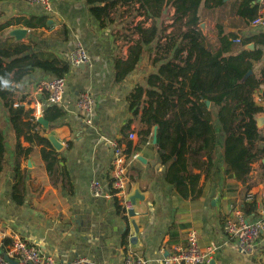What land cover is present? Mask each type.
Masks as SVG:
<instances>
[{
    "label": "crops",
    "instance_id": "obj_1",
    "mask_svg": "<svg viewBox=\"0 0 264 264\" xmlns=\"http://www.w3.org/2000/svg\"><path fill=\"white\" fill-rule=\"evenodd\" d=\"M51 3L52 11L48 13L43 6L28 0L0 1V37L8 39V45L29 46L26 54L33 56V61H55L59 68L68 66L64 73L66 89L59 104L65 116L54 126L48 122L45 128L39 123L40 127L34 131L25 128L18 137L10 125L9 110L0 98V125L6 148L5 165L0 173V249L5 250L15 238H20L62 262L82 257L95 264H124L126 251L131 248L147 264H167L170 257L187 246L188 232L195 231L203 250L214 248L208 262L264 264V236L259 239L254 254L246 256L223 232L227 216L238 208L250 222L264 213L261 162L252 166L251 190L247 191L241 182L227 177L224 165L217 163L211 178L201 179V196L186 200L166 182V167L158 160L154 141L141 142L138 122L134 121L125 129L133 118L127 102L129 92L137 84L146 86L145 77L156 73L161 64L144 61L154 43L144 49L133 71L120 80L117 78L121 71L117 62L128 60L129 49L138 39L132 30L144 17L134 18V8L126 11L127 7H121L112 14L113 22L102 24L93 17L86 0H51ZM241 3V0L202 1L201 30L214 50L220 47V32L239 38L262 32L251 28V21L240 12ZM174 14L173 7L164 8L163 15L168 17L166 24H171ZM130 20L132 24H128ZM151 24L149 19L145 26ZM16 28L28 31L20 42L6 37ZM126 29L130 30L129 36ZM78 43L85 46L90 58L83 68L72 67L70 63V54ZM238 49L236 44L234 50ZM263 64L256 68L259 70ZM53 77H56L54 72L28 66L27 76L10 87L14 108L29 114L24 117L25 123L33 122V117L38 120L44 117V112L36 116L37 104L45 99L36 88L42 80ZM263 90L264 86L254 100L264 107ZM85 91L95 100L91 116L77 107V100ZM87 119L92 120L91 125L86 123ZM35 132L42 137L53 134L62 149L56 151L50 142L47 146L27 139L33 138ZM130 134H135L136 139H131ZM154 135L155 128L153 138ZM110 140H116L124 148L132 143V154L137 160L129 168L130 184L126 194L97 198L90 188L94 179L101 180L108 194L113 192ZM261 141L264 144V140ZM44 149L58 154L51 173L42 157ZM136 192L143 199H136L131 217L129 211L124 212L122 197L131 200ZM249 192L253 194L252 201L247 199Z\"/></svg>",
    "mask_w": 264,
    "mask_h": 264
},
{
    "label": "trees",
    "instance_id": "obj_2",
    "mask_svg": "<svg viewBox=\"0 0 264 264\" xmlns=\"http://www.w3.org/2000/svg\"><path fill=\"white\" fill-rule=\"evenodd\" d=\"M202 1L86 0L91 14L102 24L113 22L112 14L121 7H127L126 11L134 8V18L144 17L132 30L138 39L129 49L128 60L117 62V68L121 69L117 78L120 80L133 71L144 49L154 43L155 57L151 62L161 64L156 73L145 77L146 86L137 84L129 92L127 102L133 118L125 129L137 121L141 142L151 143L153 129L157 128L154 148L160 164L166 167L165 180L186 200L201 196V179H210L217 163L224 165L227 177L251 190L252 166L264 159V144L259 139L256 122V117L264 114V107L254 100L264 86V64L259 70L256 68L264 62V33L239 38L220 32V47L214 50L199 27ZM241 1L240 12L250 22L257 14V0ZM166 7L175 9L171 24L165 23ZM149 19L152 24L146 27ZM236 39L240 43H235ZM236 44L238 50H234ZM250 44H254L253 50L246 49ZM29 51L25 44L8 45V39L0 37V98L9 110L10 125L18 137L23 129L34 131L40 124L24 122L29 114L14 108L10 87L27 76L28 66L54 72L57 77H64L68 70V66L59 68L55 61H33V56L26 54ZM64 116L65 111L59 105L46 106L44 110V118L53 126ZM35 133L27 139L49 146L46 138ZM5 152L4 130L0 125V173L5 165ZM126 152L132 154V143L126 146ZM57 155L54 150L42 151L49 173Z\"/></svg>",
    "mask_w": 264,
    "mask_h": 264
},
{
    "label": "built area",
    "instance_id": "obj_3",
    "mask_svg": "<svg viewBox=\"0 0 264 264\" xmlns=\"http://www.w3.org/2000/svg\"><path fill=\"white\" fill-rule=\"evenodd\" d=\"M29 2L43 6L45 12L52 11L51 0H28ZM257 14L251 21V28L261 30L264 33V0L257 2ZM235 43H240L236 39ZM89 55L82 43H78L70 54V63L72 67L78 68L89 64ZM67 80L65 77H53L42 80L37 84L36 90L45 97L43 102L38 103L35 108L36 116H42L46 106L59 105L63 101ZM95 100L88 91L81 93L77 100L79 110L91 116L95 110ZM33 122H38L37 117H33ZM86 123L91 125L92 120L87 119ZM135 134H130L131 139H136ZM109 144L113 150L111 163V188L113 192L108 194L101 180L94 179L90 184L91 192L94 197L111 195H123L128 192L130 178L129 168L137 156L128 154L126 148L121 146L116 140H110ZM124 208L129 211L133 204L130 199L122 197ZM247 199L253 200V194L248 193ZM223 232L227 237L234 240L241 254L250 256L254 254L255 247L259 239L264 236V213L254 222L247 220L243 210L238 208L232 214L227 216L223 223ZM214 248L203 250L199 244V238L195 231H189L187 235V246L180 249L174 256L167 260V264H206ZM95 264L94 262L77 257L70 262L58 261L52 256L45 255L36 245L15 238L13 243L0 249V264ZM124 264H147V261L137 252L129 248L126 251Z\"/></svg>",
    "mask_w": 264,
    "mask_h": 264
},
{
    "label": "water",
    "instance_id": "obj_4",
    "mask_svg": "<svg viewBox=\"0 0 264 264\" xmlns=\"http://www.w3.org/2000/svg\"><path fill=\"white\" fill-rule=\"evenodd\" d=\"M257 2H260V0H257ZM199 27L201 29L202 25L200 24ZM27 32L28 31L26 29H24V28H16V29H13L10 32H8L6 34V37L14 39L16 42H20V41H22L23 39L26 38ZM248 48H252V49H249V50H253L254 49V44H250V45L246 46V49H248ZM83 67H85V66H82V68ZM262 100L264 102V90L262 91ZM207 105H210V102H207ZM38 122L41 125H43L45 128H48V121L44 117H41L38 120ZM256 122H257V125H258L259 129H261L259 139L260 140H264V114L262 116H257L256 117ZM156 133H157V128L155 127V135H154V138H153L154 144H156V142H157ZM44 137L51 143L52 147L56 151H59V150L62 149V147H63L62 144L56 139V137L53 134L47 133V134L44 135ZM262 163L264 164V159H263ZM136 199H143L142 196L139 194V192H136L135 195L131 198L132 204H135ZM129 215L131 217L134 216V212H133L132 209L129 210ZM133 226H134L135 230L137 231V226H136L135 223L133 224ZM11 263L12 264H16L15 261H11ZM208 264H215V261L214 260L209 261Z\"/></svg>",
    "mask_w": 264,
    "mask_h": 264
},
{
    "label": "rangeland",
    "instance_id": "obj_5",
    "mask_svg": "<svg viewBox=\"0 0 264 264\" xmlns=\"http://www.w3.org/2000/svg\"><path fill=\"white\" fill-rule=\"evenodd\" d=\"M133 23V21L132 20H130L129 21V23L128 24H132ZM126 34H128V36H129V34H130V30L129 29H126ZM155 46V45H154ZM154 55H153V48L151 49V50H149V51H147V53H146V55H145V59H144V61H146L147 63H151V61H152V57H153ZM155 57V56H154ZM153 57V58H154Z\"/></svg>",
    "mask_w": 264,
    "mask_h": 264
}]
</instances>
